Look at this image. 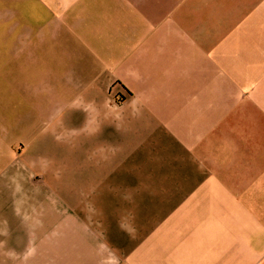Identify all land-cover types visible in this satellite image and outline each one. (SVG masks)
I'll use <instances>...</instances> for the list:
<instances>
[{
  "label": "crops",
  "instance_id": "crops-1",
  "mask_svg": "<svg viewBox=\"0 0 264 264\" xmlns=\"http://www.w3.org/2000/svg\"><path fill=\"white\" fill-rule=\"evenodd\" d=\"M27 54L84 197L1 205L0 264H264V0H0Z\"/></svg>",
  "mask_w": 264,
  "mask_h": 264
},
{
  "label": "rangeland",
  "instance_id": "rangeland-1",
  "mask_svg": "<svg viewBox=\"0 0 264 264\" xmlns=\"http://www.w3.org/2000/svg\"><path fill=\"white\" fill-rule=\"evenodd\" d=\"M26 58L3 64L0 55V217L4 203L44 199L63 208L84 197L57 190L68 184L65 166L73 151L71 137L54 122V61ZM75 149L80 153V145ZM56 166L63 170L59 179Z\"/></svg>",
  "mask_w": 264,
  "mask_h": 264
}]
</instances>
